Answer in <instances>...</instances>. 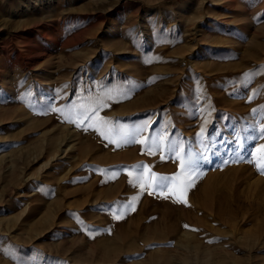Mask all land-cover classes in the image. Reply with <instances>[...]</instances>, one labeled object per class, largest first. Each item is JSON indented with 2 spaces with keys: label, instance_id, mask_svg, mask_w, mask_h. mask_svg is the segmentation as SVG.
Segmentation results:
<instances>
[{
  "label": "rangeland",
  "instance_id": "obj_1",
  "mask_svg": "<svg viewBox=\"0 0 264 264\" xmlns=\"http://www.w3.org/2000/svg\"><path fill=\"white\" fill-rule=\"evenodd\" d=\"M262 129L264 0H0V264H264Z\"/></svg>",
  "mask_w": 264,
  "mask_h": 264
},
{
  "label": "snow or ice",
  "instance_id": "obj_2",
  "mask_svg": "<svg viewBox=\"0 0 264 264\" xmlns=\"http://www.w3.org/2000/svg\"><path fill=\"white\" fill-rule=\"evenodd\" d=\"M105 123H107V122L105 121ZM142 131H143V129H137L135 134H129L127 132L121 131L119 134L121 136V140H122L123 143H133V142H135V135L136 134H139ZM261 134L264 135V129L261 130ZM102 135H104V134L102 133ZM105 138H108V137L106 136ZM169 151L170 152H173V153H176L177 152V145L176 144L169 145ZM182 163H183V165L186 168H188V169H194V167L197 164V161L193 158L192 153L189 152L187 159L182 160ZM140 167H142V166H140ZM261 170L264 171V167H262ZM168 180H170L169 177L161 176L159 178L158 187H160L161 189H166L167 188V185L164 182L165 181H168ZM141 187H143V185H141ZM128 208H131V205L130 204L128 205ZM121 215H123V213H121Z\"/></svg>",
  "mask_w": 264,
  "mask_h": 264
}]
</instances>
